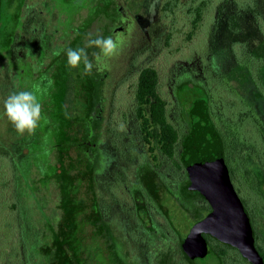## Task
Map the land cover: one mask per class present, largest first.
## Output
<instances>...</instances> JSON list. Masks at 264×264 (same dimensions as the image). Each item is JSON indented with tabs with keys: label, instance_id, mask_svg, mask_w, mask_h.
Segmentation results:
<instances>
[{
	"label": "flooded vegetation",
	"instance_id": "1",
	"mask_svg": "<svg viewBox=\"0 0 264 264\" xmlns=\"http://www.w3.org/2000/svg\"><path fill=\"white\" fill-rule=\"evenodd\" d=\"M124 4L125 0H0L3 101L13 92L39 88L37 95L43 117L38 126L41 158L31 165L30 176L36 184L45 186L38 193L55 205L54 211L60 219L63 217L61 196L58 203L54 202L51 188H59L62 194L57 173L66 174V180L73 179L72 173H77L78 188L69 194L88 204V211L96 220L91 229L81 230L83 236L89 237L82 248L92 244L90 239L97 240L98 251L103 249L116 264H127L129 260L143 264H195L197 258L214 254L189 260L182 250L194 226L213 211L211 203L195 187L189 165L183 164V95L188 92L197 96L199 91L192 84V90L183 93L180 72L170 87L169 92H174L170 96L159 72L158 92L167 100L169 118L179 136L174 156L167 155L163 146H151L135 112L141 69L138 73L134 69V49L142 31L136 13L132 11L128 19L122 17ZM111 10L113 19L102 13ZM99 12L113 26L111 32L103 31L105 25L99 26L102 37L104 34L116 39V34L131 24L135 29L136 43L135 39L127 41L124 47L126 61L111 64L108 57L109 68L107 57L101 55L100 61H96L94 53L99 49L86 47L88 40L93 39L87 31L97 22ZM161 14L166 19L163 8ZM179 44H182L180 39ZM69 47L85 48L93 63L91 74H84L83 63L78 68L67 66L63 50ZM192 63L195 65L196 60ZM72 92L74 114L69 111L67 98ZM71 152L79 153L75 170L70 168ZM176 205L194 220L186 235L171 213ZM86 262L91 263L88 258Z\"/></svg>",
	"mask_w": 264,
	"mask_h": 264
},
{
	"label": "trees",
	"instance_id": "2",
	"mask_svg": "<svg viewBox=\"0 0 264 264\" xmlns=\"http://www.w3.org/2000/svg\"><path fill=\"white\" fill-rule=\"evenodd\" d=\"M162 8L168 25L166 45L181 35L192 50L184 61L192 66L201 49L207 69L200 79L194 67L183 69L179 76L183 93L190 92L192 84L199 91L192 108L187 112L183 108V164H188L194 143L206 140L211 132L217 135L264 264V0H166ZM159 81L156 67L141 69L135 112L150 145L163 146L167 155L174 156L179 132L169 118L167 100L158 92ZM18 166L15 154L0 152V249L1 241L17 239L11 256L20 264H85L82 247L89 237L81 230L96 220L88 204L69 194L71 184L64 173L56 177L63 217L56 224L46 218L41 224L44 241L34 236L38 244L28 249L24 234L32 233L37 221L27 209L24 191L29 184ZM201 236L220 264H254L237 246L212 238L207 231ZM189 237L182 250L191 260L195 257Z\"/></svg>",
	"mask_w": 264,
	"mask_h": 264
},
{
	"label": "rangeland",
	"instance_id": "3",
	"mask_svg": "<svg viewBox=\"0 0 264 264\" xmlns=\"http://www.w3.org/2000/svg\"><path fill=\"white\" fill-rule=\"evenodd\" d=\"M164 2L165 0H125V4L122 8V17L128 19L132 16L130 14H133V12L136 13L137 22L142 31L138 45L136 49H134V69H136V73H138V71L143 67L155 66L160 72L161 83L163 84L166 93L170 96H173L174 92H169L172 90L170 87L175 84L176 75L180 73L183 69L194 67L198 73L195 77L199 79L202 78L204 74H206L207 69H204L205 57L203 56L202 58L201 55H203L204 51H202L201 49H199L200 51L198 50V56L195 57V65L190 66L188 62L184 61L186 56L191 55L192 50L191 46L186 44L184 38H182L181 35L178 37V40L174 37L175 39H173L171 45H166L165 40L168 34V27L165 23V18L161 14ZM112 12L113 10H111L110 13H102L106 14L109 18L113 19ZM103 14H101L100 12L97 14V22H94V24L87 31V34L89 36H92L93 39L97 36H102V32L100 33L99 26H106L103 31H113V26H111L110 19H108ZM133 25L134 24H131L126 27L124 32L119 31V35L116 34V39L119 41V47L117 49L116 54L109 57V59L111 58V64H113L114 62L123 63L126 61L123 57L127 52L124 48L126 42L135 39L134 43H136L135 29ZM183 27H185V25H183ZM179 39L182 40L183 45L179 44ZM109 59L107 57V68H109ZM1 76L2 74H0V152H5L4 149H6L8 150V152L6 153L20 156V159H18V168L19 171L25 177V179H27V182L29 184L28 186H26L27 188L24 191L26 197L25 203L27 209L29 210L30 216H32L37 221L35 223H32V233L30 232L31 235L24 234V237L27 238L26 245L28 249L29 247L31 249L34 248V245L38 244L34 242L36 238L38 239L37 241H44V238L40 239V236L43 235V227L41 224L46 218L52 220L53 224H56L57 214L56 211H54L55 205L53 206L52 204H50V201H47V198H45L42 193H38V189L43 188L45 190V186H43L42 183L36 184V181L32 180L30 176V172L32 169L31 165L35 164V162L39 161L41 158L42 141L41 133L39 131L40 128H36L33 133L25 132L23 135H20L19 133H17L11 122L7 119V117L4 116L3 99L5 93L4 89H2L1 87ZM183 96H185L183 99V101H185L184 111L187 112L190 110V108H192L195 100H197V96L188 92H185ZM67 98L70 106L69 111H71V114H74L76 109V106L74 105L75 94L72 92L68 95ZM78 156L79 153L77 152H71L70 154V168L72 170H75L77 168L76 160ZM72 174L73 179L69 180L68 183L69 185L71 184L70 190L74 191L78 188V179L76 178H79V176L75 172ZM51 191L54 193L53 197L56 198L54 202L58 203L60 200L59 197L61 196L59 188H51ZM240 197H242V195ZM171 211L175 222L181 229L182 233L184 235L189 233L190 229L194 225V220L190 217V215L184 212L183 210H180L177 205L173 206L171 208ZM40 212L42 213V215ZM36 213H40V215L38 216L40 219L35 216ZM91 227L92 225L90 224L85 225V228L87 230L91 229ZM100 241L103 242V239L101 238ZM16 242H18L17 239H11L7 244L1 241V244L3 243V247L2 249H0V264H20L18 257L11 256L13 253L12 248ZM90 242L92 244L85 245L84 250H86V253H83V258H88V260L91 261L90 264H116L113 260H111V257L103 249L101 251H98L97 240L94 241V239H90ZM99 245L101 247V244ZM131 258L136 260V257L131 256ZM123 264L125 263L123 262ZM127 264L143 263L136 262L134 260H129ZM195 264H220V260L215 254H210L206 258H197Z\"/></svg>",
	"mask_w": 264,
	"mask_h": 264
},
{
	"label": "water",
	"instance_id": "4",
	"mask_svg": "<svg viewBox=\"0 0 264 264\" xmlns=\"http://www.w3.org/2000/svg\"><path fill=\"white\" fill-rule=\"evenodd\" d=\"M206 137L193 144L187 161L195 187L211 203L213 211L194 226L188 241L189 249L195 257H205L208 248L201 235L207 231L240 248L254 264H263L250 215L232 180L222 143L212 132Z\"/></svg>",
	"mask_w": 264,
	"mask_h": 264
},
{
	"label": "clouds",
	"instance_id": "5",
	"mask_svg": "<svg viewBox=\"0 0 264 264\" xmlns=\"http://www.w3.org/2000/svg\"><path fill=\"white\" fill-rule=\"evenodd\" d=\"M86 47H95L99 49L94 53L97 62L101 55L110 57L116 54L119 47V41L112 36H97L95 39H89ZM67 58V66L78 68L81 63L84 66V74H91L93 63L89 59L85 48H67L63 50ZM60 53L58 52L57 55ZM39 88L34 90H21L9 94L3 101L4 115L11 122L17 133L23 135L25 132L33 133L39 126L42 117V103L37 95ZM45 122L46 119H45ZM123 124L119 125V130H123Z\"/></svg>",
	"mask_w": 264,
	"mask_h": 264
}]
</instances>
